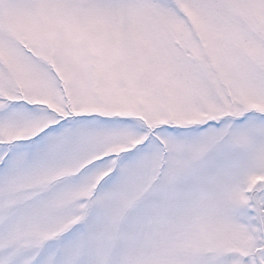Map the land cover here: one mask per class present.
<instances>
[{"label": "snow or ice", "instance_id": "obj_1", "mask_svg": "<svg viewBox=\"0 0 264 264\" xmlns=\"http://www.w3.org/2000/svg\"><path fill=\"white\" fill-rule=\"evenodd\" d=\"M0 264H264V0H0Z\"/></svg>", "mask_w": 264, "mask_h": 264}]
</instances>
